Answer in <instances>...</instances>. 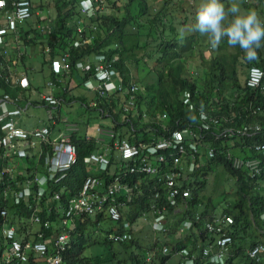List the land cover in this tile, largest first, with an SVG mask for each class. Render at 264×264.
I'll return each instance as SVG.
<instances>
[{"label":"built area","instance_id":"1","mask_svg":"<svg viewBox=\"0 0 264 264\" xmlns=\"http://www.w3.org/2000/svg\"><path fill=\"white\" fill-rule=\"evenodd\" d=\"M117 1L83 0L79 8L84 17L93 18L97 12H108L111 8L109 3ZM0 12L3 18L0 19L3 22V25H0V47H4L10 29H18L20 25L27 23L35 12L31 0H0ZM81 45L82 42L79 41L74 43L75 48ZM45 51L48 53L50 49L46 47ZM70 58L69 50L60 56L62 69L57 77L48 81V87L53 89L62 87L72 76ZM95 60L96 65L90 61L76 63V71L93 72V77L83 82L86 88L100 96L99 101L90 103V107L98 108L103 98L116 94L123 96L119 107L123 114L126 116L139 114L138 95L141 93V87L133 82L127 89L123 88L122 83L114 81L117 74L110 64L104 62L106 58L100 55ZM0 78L4 79L6 84H11L6 74L0 72ZM245 85L250 89L264 91V70L256 66L250 68ZM20 87L27 90L30 88V82L26 77L20 81ZM41 103L43 107L53 110L49 115L50 120L54 122V111L60 108V100L53 94H44ZM184 103L189 110H194V104L189 97ZM249 106L253 107V104ZM263 111V106H257L258 113ZM24 112L18 97L10 94L0 95V264H67L66 255L72 249L73 243L72 229L76 221L83 218H107L117 226L124 222V230L111 233L108 239L114 243H128L133 239V235L130 233L131 224L124 220L123 210L144 196L151 198L150 209L144 212L141 218L150 214L154 232L167 233L172 210H179L181 206L186 207L192 198L189 185L194 180L196 169L206 164L201 162L202 151L205 152L206 162L217 160L220 155L212 145L206 143V134H212L216 140L224 141L228 134L234 131L229 128L223 129V122L226 120L214 115L209 116L203 111L198 127L190 126L174 131L165 127L167 130L165 137L158 138L152 135L149 141L138 144L118 137L113 128L100 127L98 139L93 137L89 138V141L94 140L99 147L102 146V150L85 156L83 162L88 167H96L106 172L112 165V158L117 156V163L121 169L118 168L111 176V182L108 184L106 178L88 175L77 195L68 192L61 221L63 231L47 234L52 225L50 222H43L40 212L43 200L49 194V185L60 184L67 177L68 172L78 164L80 152L70 134L62 133L52 137V130L47 126L32 131L21 127L19 122ZM147 119L148 116L145 115L143 120ZM167 119L165 115L163 121ZM127 122L133 125L131 120ZM235 132L242 136L255 137L262 132V126L260 124L243 126ZM262 143L254 144L252 149L264 157ZM29 147H39V155L44 156L46 171L41 177L20 170L18 160L20 157H26L27 153L23 151ZM225 158L235 170L245 171L252 178L261 176L264 172L263 158L250 159L248 156L241 158L230 152ZM185 162L189 165L187 168L183 166ZM146 179L151 183L145 182L142 185ZM12 192H15L14 198L17 201L14 204L25 203L28 206L29 219L20 216L17 221L14 220L8 204V197ZM54 199L62 200V194H55ZM195 220L202 221L199 215ZM262 220L264 222V214ZM193 223L191 219L186 220L179 234L183 235L190 230ZM234 225L235 220L229 216H218L211 222H205V230L210 240L215 238L217 242L215 251L213 244L203 249V257L211 264L213 257L216 256L223 258V264L227 263L234 244L231 233ZM35 226H39L40 229L35 231L33 229ZM171 253L169 247H164L161 255L168 257ZM178 253L183 256L186 251ZM263 256L264 245L255 246L249 253L250 259L254 262L260 261ZM188 260L187 264H195L194 259ZM161 261L163 258H159L156 252H151L137 264H163Z\"/></svg>","mask_w":264,"mask_h":264},{"label":"trees","instance_id":"2","mask_svg":"<svg viewBox=\"0 0 264 264\" xmlns=\"http://www.w3.org/2000/svg\"><path fill=\"white\" fill-rule=\"evenodd\" d=\"M57 1L61 4H56L58 15L49 32L47 23L41 18V15L38 16V14L36 18L34 14L33 18L27 21V27L30 29L27 30L25 35L30 34L31 28L41 25V28L34 29L35 35L32 40L39 38L40 45L50 49L48 53L44 49L43 56L51 64L58 55L69 50L71 70L73 73L78 72L77 75L82 78L83 82L93 77V72L76 71V63L90 61L93 65H96L97 61L95 59L101 55L106 58L104 62L110 64L112 70L117 74L114 81L118 84L119 82L122 83L123 88L127 89L135 81L144 84V87L139 85L141 87V93L138 95L140 112L137 115L126 116L121 110H118L117 102L120 97L116 94L112 97L103 98L100 101V106L94 108L108 111L115 120L114 125L118 123L119 117L122 116L126 119L124 124L117 127L120 128L125 125L134 133L130 141L138 144L149 141L152 135L163 138L167 133L165 127L171 129V131L182 130L190 126L195 127L199 123L200 114L203 111L209 116L214 115L219 119L226 120V122H223V129L234 130L224 139L226 144L216 143L218 152L225 153L231 149L240 150L241 154H237L239 156L246 154L250 159L263 158L264 160V157L252 149L256 143H264V111L257 112V106L264 107V91L250 89L246 85L242 86L239 78V65L241 63H245L243 67L248 70L247 75L250 68L255 66L264 70V47L257 51L256 59L249 61L246 59L243 50L239 47L229 46L225 40L223 41L224 46L220 49L229 48V51L216 55L212 59H208L203 55L202 67L197 70L195 76H188L182 59L197 49L199 40L195 34L187 35L181 41L174 37H172L174 40L171 41L165 38L167 34L171 37L177 33L171 22L174 20L171 7L167 6L169 0H163L164 5L161 11L154 17L150 14L151 7L147 0H128L124 12L120 15L121 10L116 7L122 0H118L109 3L111 8L108 12H97L93 18L82 19L77 14L74 16V22H68V11L65 13L66 10L64 9L79 0ZM182 1L179 0L183 6ZM76 6H80V1ZM81 24L84 25L82 30H80ZM24 28L20 27L21 35L25 32ZM76 41L82 42V45L78 48L74 47ZM2 59L0 52V63L3 61ZM152 63L154 66H161L162 71H150L147 78L139 77L142 74V68L144 70L150 69ZM0 85L8 87L2 78H0ZM98 97L100 96L96 94L94 101H99ZM188 97L194 104V110H189L185 106L184 101ZM107 100H109L108 103H105ZM249 104H253V107H250ZM145 115L148 116L147 122L143 120ZM165 115L168 119L163 121ZM129 119H131L133 125L127 122ZM253 124L262 126V132L258 136L246 137L235 132L240 127ZM115 129L119 135L118 137L122 138L121 133L117 131L116 127ZM83 142L85 143L79 144L81 146L76 143L80 152L78 164L68 172L67 177L60 184L51 183L49 185V194L47 191L48 196L44 198L42 203L41 215L45 222L53 223L55 214L60 215L61 210L65 207L68 192L77 195L87 175H98L96 174L98 171L96 172L83 162L84 157L94 153L98 146H95L94 140L89 142L84 140ZM231 143L232 145H230ZM215 163L222 165L235 181V187L232 191H234L237 201L232 207L227 208L223 214L229 215L235 220V226L232 230L235 239L234 251L240 252L242 250L241 252H244L248 245L253 248L260 243L255 241L256 237L264 238V222L261 220V215L264 213V172L261 176L252 178L245 171H235L224 155H219ZM117 164L116 157H113L112 165L108 170L99 173L100 177L106 178V184L111 182V176L118 170L113 168ZM198 171L203 172V170ZM145 182L151 183L149 179H146L142 182V185ZM207 184V178L202 181L197 179L192 184L193 197L189 200V207L180 209V212L172 210V215L183 214V219L177 223L178 227L180 222L189 218L194 219L196 214H200L204 221L213 220L217 205H212L211 201H208L202 195ZM58 193L62 194V200L55 201L54 195ZM201 197L203 198L201 199ZM203 199L208 203L205 204ZM150 200L151 198L144 196L136 199L130 205L132 207L137 206V211H131L127 216V221L132 226H134L141 213L149 211ZM32 204H34V201ZM14 208L16 210L23 208V212L28 213V206L25 203L14 204ZM91 222L92 227L96 228L101 220L97 218L91 220ZM87 227L85 222L79 225L80 233L75 237L73 247L66 255L67 264H79V259L83 264H94L92 259L83 256L84 251L87 249L84 237V229ZM119 232H122V229ZM188 237L191 239L192 249L184 245V238L176 242L172 252L188 249V257L195 258V264H207L201 255V249L207 245L209 240V235L204 229V222L194 221ZM239 239H241V243L237 245ZM96 244L94 242L90 246ZM102 245L109 248L114 258L116 257L114 247H123L124 251L119 248V254L123 252L122 261L124 263L117 264H137L146 257L148 252L155 251L158 248V245H156L151 249H146L134 238L124 244H116L105 239ZM132 247L135 250L128 254ZM156 253L159 258L168 259V257L162 256L161 252L156 251ZM232 261L231 255L227 260V264H233ZM245 264H264V260L259 263L246 260Z\"/></svg>","mask_w":264,"mask_h":264},{"label":"rangeland","instance_id":"3","mask_svg":"<svg viewBox=\"0 0 264 264\" xmlns=\"http://www.w3.org/2000/svg\"><path fill=\"white\" fill-rule=\"evenodd\" d=\"M34 6V11H35V17L37 18L41 14V18L45 20L47 23L48 27V32L51 27H53V23L55 21V18L58 15L56 4H61V2L57 0H31ZM81 1V0H79ZM78 1V2H79ZM77 2V3H78ZM149 6L151 7L150 14L151 16L157 15L164 3L163 0H147ZM172 4L170 5V3ZM183 6L182 3L179 2V0H169V3L167 6H170L171 8V13L173 15V19L171 22L173 23V26L176 30V34L172 35L169 37V34L165 37L169 41L174 40L172 37L179 39L185 38L187 35H192L195 34L199 40V45L197 49L192 53L188 54L183 57V62H184V67H185V72L188 76H195V73L197 70L202 67V56L205 55L206 58L212 59L216 55L226 53V51H229V48H222L224 46L223 41L218 45L217 47H213L210 42V38L202 35L194 30V23H195V15L197 12V9L199 8L202 0H183ZM233 2V0H225L226 6L230 5ZM77 3H74L73 5L67 6L64 10L65 13L68 11V22H74V16L77 14L79 17L82 19L83 17L78 11L77 8ZM128 3V0H122L118 5L117 9L121 10L120 15L124 12L125 10V5ZM239 6L241 8V11H247V10H255L260 17L264 18V0H238ZM170 12V11H169ZM38 15V16H37ZM1 16V12H0ZM43 20V21H44ZM27 23L20 25V27H26ZM20 27L18 29H20ZM181 29L183 30L181 34ZM172 38V39H171ZM25 41V39H23ZM41 52L42 49L37 48ZM22 58V57H21ZM36 59V65L35 68L32 70L31 77L33 76V82L36 85L44 86V81L45 78L48 75V71L44 70L42 68V62L44 61V57L37 56ZM245 63H241L239 65V78L241 79V84L242 86L245 85L246 78H247V72L248 70L243 67ZM157 68V69H156ZM154 70H161V66L155 65L152 63L150 69L144 70L142 68V74L139 75L141 78H147L149 76L150 71L153 72ZM152 79V76L150 77V81ZM146 80V79H144ZM155 80V79H154ZM140 85L141 87H144V84L139 83V82H134ZM84 89V88H83ZM83 94L86 92L84 90H80ZM86 97L90 100L91 98L95 97V94L93 93H85ZM84 94V95H85ZM90 109V108H89ZM88 111H91L89 110ZM88 111L85 109L82 110V117L83 118H88ZM93 118L91 119L90 123V128L94 133H98L99 131L97 126L100 124L99 121L97 120V116L93 113ZM45 117V111L43 109L37 110L35 108H30L28 112V116H23V119L25 120V123L28 124L27 126L28 129H34L37 127L36 121L39 120V118H44ZM122 117V116H121ZM123 118V117H122ZM124 123L125 120L124 119ZM102 122V121H100ZM147 122V121H145ZM36 123V124H34ZM107 123V125H106ZM113 123V118L107 119L104 121V124L102 122V125L106 126H112ZM123 123V124H124ZM155 123V122H154ZM31 124V125H30ZM33 124V125H32ZM109 128V127H106ZM119 131L121 135L123 136V139L130 140V138L133 136L132 133L125 125L119 128ZM232 145V143L230 144ZM218 146H220L218 144ZM231 149V148H230ZM234 154H241L240 150H233ZM23 153H27L25 157V161L23 160L22 157H20V170H24L23 163L27 162L30 166V173L35 176L38 175L39 177L43 176L46 171V165H45V159L44 156L39 155V147L33 148L29 147L27 149H24ZM185 167H188V163L185 162L184 164ZM210 170L205 171L206 173L205 178H207L208 184L206 189L202 192V195L205 196V199H208V201H211L212 205H217L216 207V215H222L223 212L227 208H230L235 204L237 201V197L234 194V191L232 189L235 187V181L231 177V175L223 168L222 165L216 164L215 162H210ZM7 167V164L4 165V168ZM114 170H117L118 168L121 169L120 164L115 165ZM35 172V173H34ZM91 172V171H90ZM90 174V173H89ZM98 174V173H96ZM204 176L200 175L198 177L199 180L205 179ZM14 193L12 192L9 195V202L8 204L10 205V210L12 213V216L14 220H18V217L20 216H25L26 219H29V215L27 213L23 212V208L20 210L14 209L13 204L17 202L14 198ZM203 197H201L202 199ZM203 199L204 203H208ZM21 204V203H19ZM137 211V206H128L126 211L123 213L124 214V220H127V216L129 212L131 211ZM144 215L141 214V217ZM139 218L135 221L134 224V239L136 242H139L141 245H143L146 249H151L155 245H158L159 251L162 252L163 248L165 246H168L169 248H173L174 245L176 244L177 241L179 240H184V245L190 249H192V242L190 237H188V233L186 235H180L178 234L179 228L182 225V222H180V226L178 227V222L183 219V215L178 216L173 215L169 219V227H170V232L168 234L164 233H158L156 234L153 230V225H152V217L150 214H147L146 217ZM92 219L85 220V225L88 226L86 229H84V237L86 240V247L87 249L84 251L83 256L84 257H89L90 259L93 260L94 264H117V263H124L122 254H119V248L120 250H123V247L121 246H115L114 247V253L116 254V257H113V254L109 250V248L105 247L102 245V243L105 241V239H108V236L116 232L119 228L117 225L111 223L107 218H103L99 224L96 225L95 227H92ZM174 228V229H172ZM36 230L38 228H35ZM177 229V230H176ZM73 234L77 237L78 233H80V230L78 228H73L72 229ZM186 236V237H185ZM249 243L250 241L247 240ZM96 242L97 244L94 246H90ZM167 244V245H166ZM238 245V241H237ZM90 246V247H89ZM249 248V245L247 246V249ZM135 250L134 247H132L131 250L128 251V254L133 252ZM186 250V249H185ZM124 251V250H123ZM187 251L186 253H188ZM126 255V254H124ZM116 259V260H115ZM186 262V257H183L182 255H178V252H174L168 257V262L167 264H185ZM79 264H83L81 262V259L78 261Z\"/></svg>","mask_w":264,"mask_h":264},{"label":"crops","instance_id":"4","mask_svg":"<svg viewBox=\"0 0 264 264\" xmlns=\"http://www.w3.org/2000/svg\"><path fill=\"white\" fill-rule=\"evenodd\" d=\"M0 19L3 18L0 16ZM0 25H3V22L0 21ZM83 26V24L80 25V30L84 28ZM36 28H41V25H36L35 28H31L30 34L27 35L25 34L27 33V30L30 29L27 26L24 28L25 32L22 35L20 32L21 29H10V34L5 38L6 45L4 47H0V52L3 58V61L0 63V72L6 74L7 77L10 78L11 82V84L7 85L8 87L0 85V95L6 92L20 98L21 106L24 108L25 112L21 116L19 124L24 129L32 131L34 129L47 126L52 130V137H56L62 133L70 134L73 137L75 144L78 143V145L80 143H85L83 142L84 140L89 142V138L96 137L98 139L97 133H94L90 128L91 119L94 116L93 113L97 116V120L102 121L103 124L105 120L112 118L111 114L108 111L105 112V109L102 111L101 109L97 110L90 107L89 103L96 99V94L94 91L85 87L82 78H79L77 75L78 72H74L72 76L66 80L62 87L53 89L47 86L48 81L57 77L59 71L62 69L60 64V55L62 53L58 55L57 58L50 64V61L43 56V50L46 47L40 45L39 38L32 40L35 35L34 29ZM23 38L26 40L23 41ZM27 39L29 40L28 42ZM37 48L42 49L41 52L37 50ZM40 55L44 57L42 68L46 70V72L48 71V75L44 81V86L36 85L33 82V76L31 77L32 70L36 65L35 58ZM24 77H26L30 82V88L28 90L20 87V81ZM80 90L86 91L85 93H93L95 94V97L89 100L86 97V94L84 93V95ZM44 94H53L61 102L60 108L54 111V122L50 120L49 115V112L53 110L49 107H47V109L44 108L40 102ZM119 97L120 99L117 103L121 104L123 96ZM108 101L109 100H107V102L105 101V103H108ZM30 108H35L37 110L43 109L45 111V117L43 119L39 118V120L36 121L37 127L34 129H28L27 126L29 125L26 124L23 119V116H28ZM83 109L86 111H88V109L91 110L88 111V118L82 117L81 114ZM118 120V123L114 125L115 120L113 118L112 126H106L107 123L106 125H102V122L99 121L100 124L97 128H100L101 126L109 128L116 127L117 131L120 132L119 127L117 126L123 124L124 120L122 117H119ZM94 144L95 146H98L96 142ZM97 150H102V146H98L95 151ZM23 160L25 161V157H23ZM19 161L20 160H18V162ZM23 167L27 173H30L31 166L27 162L23 163ZM92 169L95 170V168ZM261 240L264 242V238H255L256 242H262ZM238 243H241V239L238 240ZM241 251H233V264H245L246 260H250L248 256L249 248L247 249L246 247L244 252ZM246 256L248 258H245Z\"/></svg>","mask_w":264,"mask_h":264},{"label":"clouds","instance_id":"5","mask_svg":"<svg viewBox=\"0 0 264 264\" xmlns=\"http://www.w3.org/2000/svg\"><path fill=\"white\" fill-rule=\"evenodd\" d=\"M83 0L80 1V3L82 2ZM78 10L80 12V8L78 7ZM81 13V12H80ZM81 16L83 18H86L84 17L82 14ZM194 30L202 35H205L207 37L210 38V42H211V45L213 47H217L218 45H220V43L222 41H225L227 42V44L229 46H232V47H239L241 50L244 51L245 53V56H246V59H248L249 61L251 60H254L256 59V56H257V51L259 49H261L262 47H264V18L260 17L259 14L255 11V10H247V11H241V8L239 6V3H238V0H233V2L226 6L225 4V0H202L199 8L197 9V12H196V15H195V23H194ZM183 30L181 29V34H182ZM9 85V84H7ZM4 94H8V93H4ZM96 94V93H95ZM11 95V94H10ZM13 96V95H11ZM15 97V96H13ZM17 98V97H15ZM20 99V98H19ZM41 102V101H40ZM21 104V102H20ZM42 104V103H41ZM90 104V103H89ZM120 107V103H118V110ZM46 108V107H44ZM47 109V108H46ZM201 115V114H200ZM131 120V119H129ZM200 124V118H199V123L195 126V127H198ZM101 127H104V126H101ZM194 127V126H192ZM194 127V128H195ZM114 130H116L115 128H113ZM117 133V132H116ZM119 136V135H118ZM155 136V135H154ZM212 138V139H211ZM206 143L209 144V145H212L216 150V143H223V144H226L225 141H222V140H216V137L213 136L212 134H206ZM228 152L232 153L233 155L234 154V151L232 150H228ZM228 152H218L220 153V155H226ZM204 156H205V152L202 151V159H201V162H205V166L203 167H199L196 169V173L194 174V180L191 182V184L189 185L191 191H192V184L193 182H195L198 177H200V175L204 176L206 173H204L205 171H208L210 170V162H206L205 159H204ZM235 156H238V157H241V158H244L246 157L247 155L246 154H242L241 156L239 155H235ZM116 157L117 159V156H114ZM218 159V158H217ZM227 160V159H226ZM211 162H216V160L214 161H211ZM228 162V161H227ZM230 163V162H229ZM231 165V163H230ZM184 166V165H183ZM189 166V165H188ZM232 166V165H231ZM185 167V166H184ZM233 167V166H232ZM91 168H95L96 172L98 173L97 176H99V173L100 172H103L102 170H99L97 169L96 167H91ZM187 168V167H185ZM234 169V168H233ZM198 170H203V172H199ZM235 170V169H234ZM235 171H238V170H235ZM88 176V175H87ZM205 178V177H204ZM199 180V179H198ZM202 181V180H201ZM192 197H193V191H192ZM192 199V198H191ZM190 199V200H191ZM189 202L187 203V206L184 207L185 209H187L189 207ZM14 206V204H13ZM130 206V205H129ZM15 209V208H14ZM127 207L124 208L123 210V213L126 211ZM180 209H183V207L181 206ZM179 209V210H180ZM64 210H65V207L63 208V210H61L60 212V215H56L55 214V217H54V221L53 223H51L52 225V228L51 230L47 231V234H50V233H53V232H61L63 231V228H62V225H61V221H62V217H63V214H64ZM179 210H177V212H180ZM144 213V212H143ZM141 213V214H143ZM28 214V213H27ZM40 214H42V209H41V212ZM141 214H140V217H141ZM264 214V213H263ZM262 214V215H263ZM180 215H183V214H180ZM178 215V216H180ZM199 215L201 217L200 214H196L195 217ZM262 215H261V220H262ZM173 215L171 214V217ZM218 216H229V215H226V214H222V215H215L213 217L216 218ZM139 217V218H140ZM231 217V216H229ZM41 218H42V215H41ZM138 218V219H139ZM233 218V217H232ZM88 219H92V218H83V219H80L78 221H76V224H75V227L74 228H79V225H82L84 223L85 220H88ZM97 219V218H96ZM96 219H92V220H96ZM100 220H102L103 218H99ZM190 219V218H189ZM189 219H186V220H189ZM202 219V217H201ZM234 219V218H233ZM43 220V219H42ZM184 220L182 222V225L183 223L186 221ZM194 221V219H191ZM202 221L204 222V229H205V222H211L212 220H207V221H204L202 219ZM263 221V220H262ZM43 222L45 223V221L43 220ZM111 222V221H110ZM125 222H128L127 220ZM198 222V221H197ZM201 222V221H199ZM113 223V222H111ZM130 223V222H129ZM114 224V223H113ZM131 224V223H130ZM194 224V223H193ZM116 225V224H115ZM181 225V226H182ZM180 226V228H181ZM235 226V225H234ZM233 226V227H234ZM233 227L231 228V233H232V236H233ZM35 228H38L37 230L40 229L39 226H35L33 229L35 231H37ZM118 230L117 232H119L120 229H122V231L124 230L125 226H124V222H122L119 226H118ZM180 228H179V231H178V234L180 232ZM193 228V226H192ZM191 228V229H192ZM132 229H133V233H134V227L131 225V229H130V233L133 235L132 233ZM190 229V230H191ZM168 232L167 233H164L165 235L168 234L170 232V227L168 225ZM190 230H187L183 235H186L187 233L190 232ZM206 231V230H205ZM207 232V231H206ZM208 233V232H207ZM157 234V233H156ZM72 247H73V244H74V239H75V235L73 234L72 232ZM182 235V234H180ZM209 235V234H208ZM109 237V236H108ZM133 238H134V235H133ZM234 238V237H233ZM109 240V239H108ZM110 241V240H109ZM216 239L215 238H212L210 240V237H209V240L207 242V245H205L202 249H201V255L203 257V249L208 247L210 244H213L214 245V251L217 249V242H215ZM112 242V241H111ZM114 243V242H113ZM116 244H119V243H116ZM124 244V243H123ZM234 244H235V239H234ZM234 244L233 246L231 247V253H230V256L233 255V252L234 251ZM167 245V244H166ZM257 245H264V242H260L258 244H256L255 246ZM156 246V245H155ZM254 246V247H255ZM165 247H168V246H165ZM253 247V248H254ZM253 248H250L249 247V253L250 251L253 249ZM171 249V248H170ZM172 250V249H171ZM156 251H159V249H155V251H150L148 252L147 254L151 253V252H156ZM184 251H189L188 249L184 250ZM161 252V251H159ZM162 253V252H161ZM174 252H172L171 254H173ZM189 253V252H188ZM188 253H186L185 255H183V257H186V262L185 264H187V262L189 261L188 259H194V261H196L195 258H189L188 257ZM146 254V255H147ZM179 255V253H178ZM229 256V258H230ZM249 256V254H248ZM167 257V256H166ZM169 257V256H168ZM228 258V259H229ZM204 260H206L204 257H203ZM250 259V257H249ZM163 261H161L163 264H167L168 262V259H163ZM264 260V256L261 258L260 261H256V262H261ZM250 261H252L250 259ZM207 264H211L208 260H206ZM254 262V261H252ZM255 263V262H254ZM213 264H223V258L220 257V256H216V257H213ZM227 264V263H226Z\"/></svg>","mask_w":264,"mask_h":264},{"label":"bare ground","instance_id":"6","mask_svg":"<svg viewBox=\"0 0 264 264\" xmlns=\"http://www.w3.org/2000/svg\"><path fill=\"white\" fill-rule=\"evenodd\" d=\"M98 134V133H97ZM35 173V172H34ZM146 211V210H145ZM146 212H148V211H146ZM151 216V215H150ZM172 229H174V228H172ZM177 230V229H176Z\"/></svg>","mask_w":264,"mask_h":264}]
</instances>
